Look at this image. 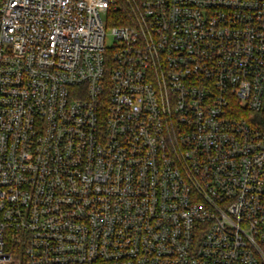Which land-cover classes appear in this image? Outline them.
I'll list each match as a JSON object with an SVG mask.
<instances>
[{"label":"built area","instance_id":"2783aa9c","mask_svg":"<svg viewBox=\"0 0 264 264\" xmlns=\"http://www.w3.org/2000/svg\"><path fill=\"white\" fill-rule=\"evenodd\" d=\"M0 264H264V0H0Z\"/></svg>","mask_w":264,"mask_h":264},{"label":"rangeland","instance_id":"374dc122","mask_svg":"<svg viewBox=\"0 0 264 264\" xmlns=\"http://www.w3.org/2000/svg\"><path fill=\"white\" fill-rule=\"evenodd\" d=\"M107 27H108V34H109V36H108V40H107V47H108V48H111V47H113V45H114V39H113V37L111 36L112 26H107Z\"/></svg>","mask_w":264,"mask_h":264}]
</instances>
